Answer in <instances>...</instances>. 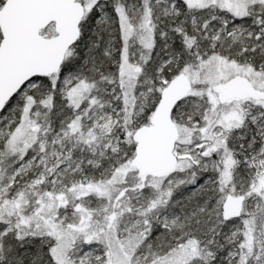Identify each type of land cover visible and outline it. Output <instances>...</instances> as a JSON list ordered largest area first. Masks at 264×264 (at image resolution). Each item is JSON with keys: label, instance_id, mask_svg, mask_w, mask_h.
<instances>
[{"label": "snow or ice", "instance_id": "obj_1", "mask_svg": "<svg viewBox=\"0 0 264 264\" xmlns=\"http://www.w3.org/2000/svg\"><path fill=\"white\" fill-rule=\"evenodd\" d=\"M0 264H264V0H0Z\"/></svg>", "mask_w": 264, "mask_h": 264}]
</instances>
